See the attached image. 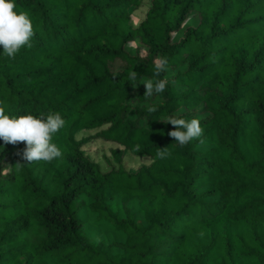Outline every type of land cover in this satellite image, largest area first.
Wrapping results in <instances>:
<instances>
[{
  "label": "trees",
  "instance_id": "16d2710c",
  "mask_svg": "<svg viewBox=\"0 0 264 264\" xmlns=\"http://www.w3.org/2000/svg\"><path fill=\"white\" fill-rule=\"evenodd\" d=\"M14 2L35 35L0 46V106L65 125L62 156L20 171L25 144L0 140V264H264V0ZM157 57L166 89L146 98ZM173 115L203 136L179 146ZM85 207L121 239L89 238Z\"/></svg>",
  "mask_w": 264,
  "mask_h": 264
},
{
  "label": "clouds",
  "instance_id": "9594fccd",
  "mask_svg": "<svg viewBox=\"0 0 264 264\" xmlns=\"http://www.w3.org/2000/svg\"><path fill=\"white\" fill-rule=\"evenodd\" d=\"M15 9L14 0H0V46L3 48V54L9 58H14L23 47L31 48V40L35 35L29 14L24 11L18 12ZM133 47H135L134 44ZM154 65L155 78L149 79L143 84L146 98L163 93L167 85L166 79L158 78L162 72L167 70V58L157 57L154 60ZM137 75V72L131 71L129 80L136 81ZM147 111L154 113L157 108L149 106ZM165 123L173 126L174 130L170 131L168 135L181 147L203 136L204 130L197 118L188 120L173 115L169 116ZM64 125L65 120L59 112L49 111L41 113L39 116L30 113L10 116L5 113L4 107L0 106V140H3L6 145L16 146L21 142L25 144V147L16 153L22 161L15 163L17 171H20L26 163L51 162L53 159L60 158L62 151L55 143H52V137ZM137 150H139L138 146ZM168 154V147L159 148L157 152V155L162 159Z\"/></svg>",
  "mask_w": 264,
  "mask_h": 264
},
{
  "label": "rangeland",
  "instance_id": "374dc122",
  "mask_svg": "<svg viewBox=\"0 0 264 264\" xmlns=\"http://www.w3.org/2000/svg\"><path fill=\"white\" fill-rule=\"evenodd\" d=\"M102 142H99L98 144H93L91 145V149L93 152L98 153L97 154V159L100 160V148L103 147ZM107 147V146H106ZM142 160L140 159H134L133 157L127 155L125 158V164L127 167L137 165L140 163ZM147 162L146 160H143ZM119 200H114L112 201V208L115 210H118L120 215H123L121 208L119 207ZM131 205V204H130ZM137 201L132 202V210L135 211L136 215V220L137 221H142V215L138 213L137 211ZM80 217L83 219L84 222V230L86 235L91 238L94 241H99L103 240L106 242H112V241H119L121 239V235L119 232L114 231L109 224L107 223H102L97 221V218L95 215L91 214L88 209L85 207L84 209L81 210Z\"/></svg>",
  "mask_w": 264,
  "mask_h": 264
}]
</instances>
